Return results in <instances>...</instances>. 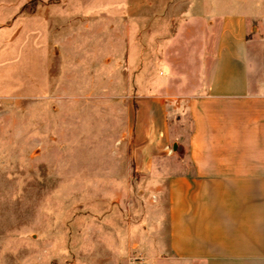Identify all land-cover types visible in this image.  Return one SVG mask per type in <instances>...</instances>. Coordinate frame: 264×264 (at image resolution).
Here are the masks:
<instances>
[{
  "label": "crops",
  "instance_id": "0c3cea01",
  "mask_svg": "<svg viewBox=\"0 0 264 264\" xmlns=\"http://www.w3.org/2000/svg\"><path fill=\"white\" fill-rule=\"evenodd\" d=\"M72 4L81 17L72 19L65 41L57 18L51 11L43 17L41 7L20 10L8 28L11 40L22 23L21 41L33 37V89L50 99L80 85L116 92L127 63L128 90H139V77L142 90H158L140 106L148 129L133 154L131 184L154 198L135 201L132 227L99 232L106 241L97 264H264V0H194L179 12L162 57L149 51L144 60L138 38H106L105 12L90 13L86 0ZM127 5L126 13L144 15L153 30L154 16L167 13L169 0ZM114 23L109 31L121 28ZM126 47H132L128 56Z\"/></svg>",
  "mask_w": 264,
  "mask_h": 264
},
{
  "label": "rangeland",
  "instance_id": "374dc122",
  "mask_svg": "<svg viewBox=\"0 0 264 264\" xmlns=\"http://www.w3.org/2000/svg\"><path fill=\"white\" fill-rule=\"evenodd\" d=\"M73 1L0 0V264H97L106 241L99 232L132 227L135 201L154 198L131 184L133 154L145 145L139 137L148 129L140 106L158 90H142L140 77L139 90H128L132 74L123 63L121 90L103 93L80 85L57 90L50 99L33 89L37 47L33 37L19 38L27 25L22 23L12 40L6 35L20 10L32 14L41 7L43 17L51 11L57 18L59 39L65 41L76 23L72 19L81 17L72 10ZM86 1L90 13L105 12L106 38L114 33L129 43L138 38L144 60L149 51L162 57L179 28V12L194 0H169L167 13L154 16L153 30L146 29L144 15L124 11L128 0ZM130 1L140 8L146 0ZM115 20L121 30L109 31ZM131 50L123 48L127 56ZM57 51L63 55L64 46ZM164 149L171 153V142Z\"/></svg>",
  "mask_w": 264,
  "mask_h": 264
},
{
  "label": "built area",
  "instance_id": "2783aa9c",
  "mask_svg": "<svg viewBox=\"0 0 264 264\" xmlns=\"http://www.w3.org/2000/svg\"><path fill=\"white\" fill-rule=\"evenodd\" d=\"M134 262H137V264H145L144 262H141L140 260H134Z\"/></svg>",
  "mask_w": 264,
  "mask_h": 264
}]
</instances>
